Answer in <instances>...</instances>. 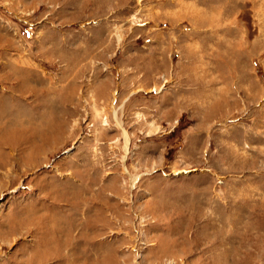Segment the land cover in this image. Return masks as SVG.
<instances>
[{
    "label": "rangeland",
    "instance_id": "obj_1",
    "mask_svg": "<svg viewBox=\"0 0 264 264\" xmlns=\"http://www.w3.org/2000/svg\"><path fill=\"white\" fill-rule=\"evenodd\" d=\"M225 2L0 0V125L50 136L3 149L0 264H264V65Z\"/></svg>",
    "mask_w": 264,
    "mask_h": 264
},
{
    "label": "crops",
    "instance_id": "obj_2",
    "mask_svg": "<svg viewBox=\"0 0 264 264\" xmlns=\"http://www.w3.org/2000/svg\"><path fill=\"white\" fill-rule=\"evenodd\" d=\"M223 5L226 7L217 10L221 19L242 21L245 19L242 15H248L253 26L250 30L252 39L247 56L251 59H259L264 65V0H226ZM213 11L216 13L215 7H213ZM252 83L255 85L252 95L254 94L253 97L257 99V95L261 92L257 87L259 83L255 80Z\"/></svg>",
    "mask_w": 264,
    "mask_h": 264
},
{
    "label": "bare ground",
    "instance_id": "obj_3",
    "mask_svg": "<svg viewBox=\"0 0 264 264\" xmlns=\"http://www.w3.org/2000/svg\"><path fill=\"white\" fill-rule=\"evenodd\" d=\"M153 90L156 91V89H153ZM4 107H5V105L0 103V116H1V112H2ZM0 119H1V117H0ZM42 133L44 134L43 131H38L35 129V130H32L29 134H28V131L25 134V132L22 133L21 130L18 132V131L13 130V129H7V127H5L4 125H0V169H1V167L4 168L3 166H5L6 163H9L8 159L7 160H6V158H5V160L2 159L4 147H6L7 145L13 146L17 143H20L21 141H23L25 139L24 137H26L28 139V140H26L27 142L28 141L32 142L30 145L34 144L33 146L37 145L38 143H36V142L39 141L41 138H42L41 140H43L45 142H50V136L49 135H42ZM45 136H46V138H45ZM35 147L37 148V146H35ZM43 240H41L43 242V244H46L47 240H45V239H43ZM49 251H51V250H47V253ZM179 251H180V248H179ZM76 262H77V260H76Z\"/></svg>",
    "mask_w": 264,
    "mask_h": 264
}]
</instances>
